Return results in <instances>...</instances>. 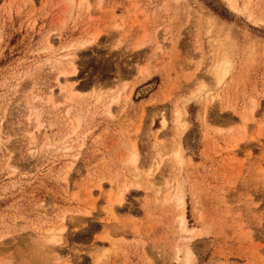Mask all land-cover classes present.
Here are the masks:
<instances>
[{"label":"rangeland","instance_id":"374dc122","mask_svg":"<svg viewBox=\"0 0 264 264\" xmlns=\"http://www.w3.org/2000/svg\"><path fill=\"white\" fill-rule=\"evenodd\" d=\"M244 2L0 0V264H182L179 190L195 264H264V0Z\"/></svg>","mask_w":264,"mask_h":264},{"label":"bare ground","instance_id":"6f19581e","mask_svg":"<svg viewBox=\"0 0 264 264\" xmlns=\"http://www.w3.org/2000/svg\"><path fill=\"white\" fill-rule=\"evenodd\" d=\"M260 1V0H259ZM250 3H251V0H245L243 6L241 8H238L235 4H230L229 6H231L233 8V10L239 14H242V15H246L247 14V17L250 19L252 18L251 16V13L248 14L249 12V6H250ZM264 2H262L263 4ZM240 7V6H239ZM253 10V9H252ZM257 13V12H256ZM261 16H259V18H256V16H258L256 14V16L254 17V20L253 21L254 23H264V15L263 13L260 14ZM256 18V19H255ZM218 26V25H217ZM220 30V29H218ZM221 31V30H220ZM225 32V31H224ZM93 41V40H92ZM218 42V41H217ZM81 44V43H79ZM51 50V49H50ZM69 53V52H68ZM77 53V52H76ZM222 53V52H221ZM63 59H68L67 61V65L70 66V68L73 70V71H69V72H73L75 73L76 69H75V64H74V53L73 54H67L66 56L64 57H61ZM217 60V59H216ZM62 61V60H60ZM60 64V62H59ZM61 65H62V62H61ZM64 65V64H63ZM233 68V66H232ZM231 63H230V60L229 58L226 56V55H222L220 58H219V61L217 63V67H216V85H220L224 78L226 77V75L228 73H230L231 71ZM67 72H63V75H67L66 74ZM62 74V73H60ZM229 75V74H228ZM67 78H65L66 80ZM70 82V81H69ZM67 80L65 81L66 83V90H62V93H64V97L68 100H71L73 97H75V93L77 92V90L75 89L76 87H74L75 84L73 83H69ZM121 91V90H120ZM227 91V90H226ZM78 93V92H77ZM76 93V95H77ZM78 96V95H77ZM196 96V95H195ZM100 97V96H99ZM102 97V96H101ZM214 97V96H213ZM100 99L101 98H98L96 99L97 102H100ZM50 101H52V99L50 98L49 99ZM129 100V98H128ZM73 101V100H72ZM69 102V101H68ZM103 102V101H102ZM117 102V98L115 97H112L109 101V107L107 106V111H109V108H110V105L113 104V103H116ZM116 105V104H115ZM230 105V104H229ZM31 109V108H30ZM185 111V110H184ZM182 112L177 110L176 111V116H175V119H174V131H175V136L177 138V148L176 150L173 152L174 154V159L176 160L177 163L180 164H183L185 163V161L188 159V157L185 155L184 153V150L180 144V137L181 135L185 132L186 130V127H187V122H186V119H185V113L186 112ZM67 114H69L67 112ZM35 115V114H34ZM163 115V114H161ZM31 116V115H30ZM162 118V121H161V125H162V128L165 127L166 125V121L164 116L161 117ZM36 121V120H35ZM81 122V121H80ZM78 123V122H77ZM72 148V147H71ZM136 148L133 147V150L131 151L130 155H129V158H128V163L133 167H136V163H137V153L135 151ZM188 162V161H187ZM127 189V187L123 190V192ZM180 191V194H178ZM177 191V193L175 194H178V195H173L171 196V198L169 197V195H165L164 198L162 199V201L165 203V202H168L170 200H174L175 203L177 204L178 208H179V215L177 216V219H178V225L180 226V233H181V237H180V242H183L182 245H183V252L180 251V253L182 252V258L180 259V263L182 264H195V259H196V256L194 254V252L192 251V249L190 248L189 246V243L191 241H193L194 239L198 238L200 235H201V230L197 229V228H188L187 227V223H186V219L184 217V196L181 195V190ZM114 193V192H113ZM121 195L116 198L114 200L113 203H118V204H121V202L123 201V195L122 193H120ZM156 197H157V200H159L160 198V192H156ZM183 194V193H182ZM117 196V195H116ZM111 198V197H110ZM111 202V199L109 201L108 199V203H109V209H108V212L112 213L113 211V207H111V205L113 204H110ZM65 231V225L61 224L60 226H58L57 228L54 227V228H50L48 230V232L50 233V236L47 238V242L48 243H51V244H59L60 242H62L64 240V236H63V233ZM48 235V234H47ZM44 243V242H43ZM38 245V244H36ZM46 245V244H44ZM43 245V246H44ZM48 245V244H47ZM49 246V245H48ZM51 246V245H50ZM53 246V245H52ZM181 247V246H180ZM38 248V247H37ZM39 249V248H38ZM41 250V248L39 249ZM43 250V249H42ZM34 252V251H33ZM179 252V251H178ZM54 258L56 260H60L61 258L58 257L56 255V252H54L52 249H45L44 251H41V252H37V254L35 256H33L30 260L31 264H48V262L51 260V258L53 257L52 254H54ZM35 254V253H34ZM178 258V257H177ZM53 259V258H52ZM176 260V258H175ZM27 262V261H26Z\"/></svg>","mask_w":264,"mask_h":264}]
</instances>
